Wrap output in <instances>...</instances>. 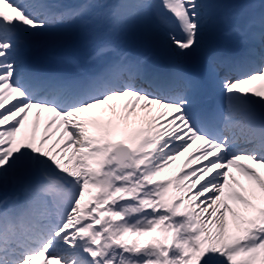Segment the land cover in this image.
I'll use <instances>...</instances> for the list:
<instances>
[{"label": "snow or ice", "instance_id": "6c2138e0", "mask_svg": "<svg viewBox=\"0 0 264 264\" xmlns=\"http://www.w3.org/2000/svg\"><path fill=\"white\" fill-rule=\"evenodd\" d=\"M205 7L0 0V264H264V13L196 76ZM133 29L171 72L124 49Z\"/></svg>", "mask_w": 264, "mask_h": 264}, {"label": "bare ground", "instance_id": "6f19581e", "mask_svg": "<svg viewBox=\"0 0 264 264\" xmlns=\"http://www.w3.org/2000/svg\"><path fill=\"white\" fill-rule=\"evenodd\" d=\"M67 2H77V0H67ZM244 2H250L252 4L253 13L261 14V7L263 5V2L261 0H209L208 5L203 9L205 17L208 13L213 14L212 11H215L216 15H218L213 20V22H215L217 25V32L213 33V37L210 40H206L204 43V46L207 47V51H211L212 48H216L217 46L215 45H219L220 50H227L228 53H230L232 50L237 49L245 50L248 47L247 44L242 43L243 37L238 32L231 31L234 28H243L249 18L252 17L251 14H248L246 17L241 16V24L237 23V21L235 20L236 13L234 12V10L239 9L241 6H243ZM206 18L210 20L211 17ZM132 35L135 39H139L140 44L137 45L133 40L129 38ZM124 41L130 44L131 48L125 49L128 53H132V51H135V53L139 57L147 58L146 64L152 72H154L152 66H160L164 68L169 62V56L164 55L162 50L157 48L153 41L144 37L138 30L135 32V34L126 33ZM35 51L36 49L33 51L30 57L31 62L34 66L53 70L66 67L59 64L57 61H52L50 59L43 60L42 64H35L34 61L39 59V56L35 55ZM206 55H208L207 52H201L198 55L199 58L189 59L188 65L191 66L192 70L197 71L196 76H199V73L202 74L204 65L202 66L199 63V60L203 63L204 57ZM184 68L186 71L185 62ZM208 92L210 94H213L210 86L208 88ZM183 159L184 158L181 157V161L178 163H182ZM192 166L195 167L196 165L193 164Z\"/></svg>", "mask_w": 264, "mask_h": 264}, {"label": "rangeland", "instance_id": "374dc122", "mask_svg": "<svg viewBox=\"0 0 264 264\" xmlns=\"http://www.w3.org/2000/svg\"><path fill=\"white\" fill-rule=\"evenodd\" d=\"M243 9L247 12L249 8L247 6L246 7H242L241 10L239 9L238 13L241 12V11H243ZM56 48H63V49L65 48V49H72V50H74V48H71V47H56ZM65 54L73 55L72 53H69V52H67L65 50L57 53L56 55H65Z\"/></svg>", "mask_w": 264, "mask_h": 264}]
</instances>
